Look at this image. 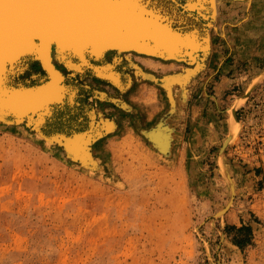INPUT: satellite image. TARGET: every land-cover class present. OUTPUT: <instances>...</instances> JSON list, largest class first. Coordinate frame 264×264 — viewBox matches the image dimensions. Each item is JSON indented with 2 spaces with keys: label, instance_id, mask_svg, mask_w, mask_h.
<instances>
[{
  "label": "rangeland",
  "instance_id": "374dc122",
  "mask_svg": "<svg viewBox=\"0 0 264 264\" xmlns=\"http://www.w3.org/2000/svg\"><path fill=\"white\" fill-rule=\"evenodd\" d=\"M215 25L183 102L154 83L133 105L117 89L127 126L109 139L89 121L94 165L46 135L75 130L68 106L43 136L28 119L0 123V264H264V0H221ZM134 60L157 76L186 67ZM256 77L235 138L228 108ZM17 80L43 78L28 66ZM81 80L69 114L83 122L89 98L106 97ZM160 126L172 135L164 155L147 137Z\"/></svg>",
  "mask_w": 264,
  "mask_h": 264
},
{
  "label": "bare ground",
  "instance_id": "6f19581e",
  "mask_svg": "<svg viewBox=\"0 0 264 264\" xmlns=\"http://www.w3.org/2000/svg\"><path fill=\"white\" fill-rule=\"evenodd\" d=\"M220 4L221 0H0V123L7 125L10 118L22 127L28 119L29 125L33 124L39 133L40 126L53 111L74 106L78 88L73 78L85 81L89 76L82 75L85 71L125 92L132 85L127 73L130 67L138 82L159 85L168 91L170 98L171 93H175L172 100H181L185 97L188 81L205 66L211 50L209 30L216 29ZM161 9L168 10L171 15H160ZM178 9L183 12L177 15ZM184 12L188 15L184 16ZM193 15L203 22L201 30L196 27L182 34L169 22H164L172 16V20L181 23ZM37 27L44 31L54 30L42 32ZM133 57L140 60L148 57L146 59L154 64L156 60L181 63L186 67L179 73L157 76L141 68ZM34 63L41 67L47 79L30 85L16 82L26 67ZM119 66L120 71L116 69ZM31 77L36 78V75ZM258 80L256 77L245 95L228 108L233 137L239 130L236 109L248 98ZM103 92L98 93L101 99L105 97ZM119 100L115 98L114 102ZM124 107H127L125 103ZM110 123L105 122L106 131L112 130ZM78 131L71 137L53 136V140L65 139L64 145L72 157L81 158L86 165H94L95 161L92 163L88 157L90 129ZM147 137L163 155L172 141L171 132L161 126L150 129Z\"/></svg>",
  "mask_w": 264,
  "mask_h": 264
},
{
  "label": "crops",
  "instance_id": "0c3cea01",
  "mask_svg": "<svg viewBox=\"0 0 264 264\" xmlns=\"http://www.w3.org/2000/svg\"><path fill=\"white\" fill-rule=\"evenodd\" d=\"M133 59H135V58L133 57ZM145 59L146 58L143 57L142 61H144ZM122 64H124V62H122ZM120 67L121 66L116 67V69H118L120 71ZM31 68L35 69V71L38 72L41 75L42 78L44 77L43 78L44 80H42V81H45L47 79L46 75L44 74V72L42 71L41 67L37 63H34L31 66ZM127 73L130 75V78L132 80L131 81L132 85H131L130 89H128L125 93H123L122 97L124 98V100H127L129 103H131L133 105L134 101H138L139 100V96H140L141 92H143L144 90H148L150 88V83L151 82H149V81H141L140 83H137L138 81L135 79V76L133 75V71L129 70V71H127ZM88 75L89 76L86 77L85 81L81 80L80 82H82L86 86H89L90 88L91 87L95 88L99 92L104 91L103 93H104L106 98L104 100H99L95 96L89 98L90 102L93 105V107H92L93 111H89V110L86 111V113L84 115V119H82L83 122L79 121L78 118H76V117L72 118V115L69 114V109L70 108L69 107H65L64 108V110H66L65 114H66V116H68L66 120H70V119L73 120L72 122L74 123V129L76 131L73 130V132H70V134H67V135L61 134V135L65 136V137H71L74 134V132H77L78 130L82 131V130L90 129L91 128V124H89V121L93 120V119L95 121H97L98 118H101L102 119V126L101 127H102L103 131L107 130V126L105 125V122H106V124L111 122L110 124L113 126V129H112L113 131L111 132V134H109L106 137H109V139L113 138V137H116V135L121 132L122 128L124 126H127V120L129 119L128 117L132 116V115H129L128 113H125L114 102L115 98L116 99L119 98V93L117 92L118 91L117 88H115L113 85H111L109 83H106L104 81H99V80L95 79L91 72H88ZM76 83L78 84V82H76ZM94 105L96 107H94ZM60 112H62V111H57L56 113H54V115L51 117V119L52 118L55 119L56 117L58 118V114ZM101 112H103V113H101ZM92 116H94V117H92ZM91 118H93V119H91ZM46 135L50 136V137H53V136L60 135V133L56 131L54 133L51 132V133H48Z\"/></svg>",
  "mask_w": 264,
  "mask_h": 264
},
{
  "label": "water",
  "instance_id": "95a60500",
  "mask_svg": "<svg viewBox=\"0 0 264 264\" xmlns=\"http://www.w3.org/2000/svg\"><path fill=\"white\" fill-rule=\"evenodd\" d=\"M143 1H146V0H143ZM184 1H186V0H184ZM150 6V5H149ZM159 12H160V15H163L164 13V16L165 17H169V15H171L170 14V12L168 11V10H164V9H161V10H159ZM177 12L179 13H181V12H183V9H182V11L180 10V9H178L177 10ZM183 15L185 16V15H188V13L187 12H184L183 13ZM163 16V17H164ZM172 17V16H171ZM168 18V19H166V20H164V22H169L170 23V25L173 27V29L174 30H178L180 33H182V34H184V33H186V32H190L191 30H194V29H196V27H198V26H196V25H190V18H192V17H194V15L193 16H189V18H188V20L187 21H184V22H179L178 20L176 21V20H172V18ZM171 21H173V22H171ZM33 26H35V25H33ZM32 27V26H31ZM30 28V27H29ZM199 28V27H198ZM37 29H40L39 27H37ZM24 30H27V28H24ZM41 30V29H40ZM53 31L54 29H47V30H41L42 32H49V31ZM24 33H25V31H24ZM3 50H6L4 47H3ZM181 51H183V50H181ZM180 53H182V52H180ZM182 55V54H181ZM161 58V57H160ZM81 73V72H80ZM64 80H66V78L64 79ZM53 114H54V112H53ZM51 118V117H50ZM50 118H47L46 120H45V123L48 121V119L50 120Z\"/></svg>",
  "mask_w": 264,
  "mask_h": 264
},
{
  "label": "trees",
  "instance_id": "16d2710c",
  "mask_svg": "<svg viewBox=\"0 0 264 264\" xmlns=\"http://www.w3.org/2000/svg\"><path fill=\"white\" fill-rule=\"evenodd\" d=\"M238 245H240V243H238Z\"/></svg>",
  "mask_w": 264,
  "mask_h": 264
}]
</instances>
